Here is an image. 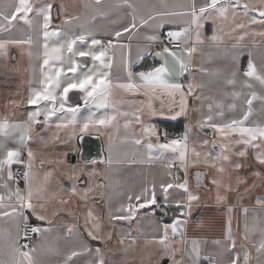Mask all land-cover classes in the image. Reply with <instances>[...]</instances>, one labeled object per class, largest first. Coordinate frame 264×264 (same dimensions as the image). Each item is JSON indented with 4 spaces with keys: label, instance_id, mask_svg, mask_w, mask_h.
Listing matches in <instances>:
<instances>
[{
    "label": "snow or ice",
    "instance_id": "1",
    "mask_svg": "<svg viewBox=\"0 0 264 264\" xmlns=\"http://www.w3.org/2000/svg\"><path fill=\"white\" fill-rule=\"evenodd\" d=\"M253 25L264 29V0H0V75L27 85L0 111V264H43L44 252L58 264H248V244L264 253V196L243 203L264 188V52L241 65L248 37L264 44ZM158 117L188 122L173 135ZM91 136L103 156L91 157ZM157 162L159 179L114 200L120 166Z\"/></svg>",
    "mask_w": 264,
    "mask_h": 264
},
{
    "label": "crops",
    "instance_id": "2",
    "mask_svg": "<svg viewBox=\"0 0 264 264\" xmlns=\"http://www.w3.org/2000/svg\"><path fill=\"white\" fill-rule=\"evenodd\" d=\"M60 0H57V3H59ZM63 2L65 4H69V5H74L75 6V10H83V5L85 3H87V0H63ZM73 8H70L69 11H72ZM56 23H59V21H56ZM254 30L256 31H260V30H264L261 29L259 25H253L252 26ZM98 38H100L98 36ZM132 57L135 60L136 57V50H137V46L138 45H143L144 41L137 37L134 38L132 40ZM157 50V49H154ZM251 51L253 58L257 61V63L259 62L260 59V54L262 52H264V44L261 43V38L256 36V37H248L245 41L244 44V53L241 57V65L246 66L247 63V54L248 52ZM18 52L13 49L12 50V55L14 57L18 58ZM119 57V53H117V58ZM200 57H197V62L200 61ZM26 60V64H27V58L25 57ZM153 60L151 56H148L146 58L145 61H141L139 62L142 66H150L152 64ZM209 66L211 67H215L217 66V63H211ZM16 76L18 77V75L16 74ZM19 78V77H18ZM207 79V78H206ZM210 87H213L214 85L210 82L209 84ZM24 89H23V93H26L27 91V85L24 84ZM129 99H135L137 98L136 96H129ZM71 103H77L79 102L78 99L73 96L72 100L70 101ZM190 105L193 103L191 100L189 101ZM260 102H254V108L256 109V112L259 113L260 111ZM25 111L28 110L27 107L24 109ZM94 110V109H93ZM110 112V110H109ZM103 113V110H100V112L97 113V115H100ZM80 118L82 119L84 116L88 115V109L84 108L82 106L81 108V113L79 114ZM253 119H261V117L257 114L253 117ZM53 124H55V118H53ZM155 123H157L161 129H167V131H176L179 134L182 133L184 131V125L188 122L187 118L184 117H180L176 120H172L170 118L167 117H158L154 120ZM175 128H178L175 129ZM210 131V130H209ZM121 133H123V129H121ZM190 136L192 138H200L204 136L203 132H200L198 129L194 130L192 133H190ZM104 155V153L102 152V156ZM163 172V164L160 162H157L156 164H154L151 168H146L145 166H141V165H123L120 166V172L119 175L116 177V179L119 180V185L115 186L112 189H109V191L111 192V194L114 197V200L119 198L123 193L127 192L129 188H132L133 186L138 187L143 180L145 179V177H149V174L151 175H155L157 177V179L160 178V175ZM174 172H177V174L183 175L182 170H177L174 169ZM192 184H195V178L194 175H192L190 177ZM258 196H264V188L261 187H257L253 190L252 193V197L251 198H245V200L243 201L244 205L251 208L252 205L254 204L255 198ZM105 211V209L102 207V212ZM142 213L146 212L147 210H141ZM201 213L198 211L196 213V215H200ZM213 215L216 216V219L219 220H223V213H216L215 212V206H213ZM238 218H239V231H240V235L242 237L243 234V224H244V219L242 215H239V213H237ZM64 220L66 221H70L71 217L65 216ZM0 223H3L2 221H0ZM143 227H144V231L146 235H151L152 234V229L151 226H149L147 224V222L145 221L143 223ZM59 229H54L53 232L50 234V236L48 237V239H51L52 237H54L57 234V231ZM233 230L234 232L236 231V221H233ZM217 235H219V230H217ZM253 241L257 244L259 243V236L258 235H254L252 237ZM142 243V241H141ZM63 247V245H61ZM109 247H113V248H117L120 247L119 245H117L115 239L110 243ZM238 247H239V242H238ZM209 251H211V248L209 247L208 249ZM246 251L249 254V261L248 264H264V253L258 252L255 248H253L251 246V244L247 245ZM133 253H129V259H131ZM243 258V253H241V259ZM0 259H7L6 255L4 254L3 251H0ZM40 259L43 261V264H58V261L61 259L60 257L52 254V253H41L40 254ZM83 259L84 258H80L78 260V264H83Z\"/></svg>",
    "mask_w": 264,
    "mask_h": 264
},
{
    "label": "rangeland",
    "instance_id": "3",
    "mask_svg": "<svg viewBox=\"0 0 264 264\" xmlns=\"http://www.w3.org/2000/svg\"><path fill=\"white\" fill-rule=\"evenodd\" d=\"M19 56V54H17ZM24 67H27L26 60L22 62ZM18 77L13 75L10 79H5L2 75H0V111H3V106L6 103V100L8 96L12 93H15L17 89L22 92L24 89V83L23 80L25 79L24 75L22 73L17 74ZM26 106H22L20 108V112H25ZM53 130H55V124H53ZM35 147V144H33ZM73 162H75V158H73ZM97 210L102 212V206H97Z\"/></svg>",
    "mask_w": 264,
    "mask_h": 264
},
{
    "label": "water",
    "instance_id": "4",
    "mask_svg": "<svg viewBox=\"0 0 264 264\" xmlns=\"http://www.w3.org/2000/svg\"><path fill=\"white\" fill-rule=\"evenodd\" d=\"M209 131V130H207ZM210 132V131H209ZM85 141L89 144H94L95 148L93 149L92 153H91V157H97V155L99 154L100 156H102V151L100 150L101 147V142L95 139V136H91V137H85Z\"/></svg>",
    "mask_w": 264,
    "mask_h": 264
},
{
    "label": "built area",
    "instance_id": "5",
    "mask_svg": "<svg viewBox=\"0 0 264 264\" xmlns=\"http://www.w3.org/2000/svg\"><path fill=\"white\" fill-rule=\"evenodd\" d=\"M157 50H158V46H157ZM170 134H173V135H179V133L178 132H176V131H168Z\"/></svg>",
    "mask_w": 264,
    "mask_h": 264
},
{
    "label": "trees",
    "instance_id": "6",
    "mask_svg": "<svg viewBox=\"0 0 264 264\" xmlns=\"http://www.w3.org/2000/svg\"><path fill=\"white\" fill-rule=\"evenodd\" d=\"M175 129H177L178 130V128H175ZM159 215H160V213H157V217H159ZM168 218L167 217H165V220H167Z\"/></svg>",
    "mask_w": 264,
    "mask_h": 264
}]
</instances>
